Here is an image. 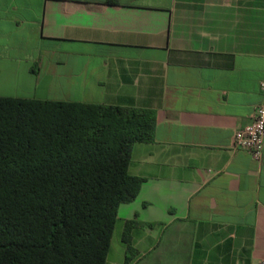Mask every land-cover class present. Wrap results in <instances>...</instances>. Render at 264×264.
Returning a JSON list of instances; mask_svg holds the SVG:
<instances>
[{"label":"crops","instance_id":"1","mask_svg":"<svg viewBox=\"0 0 264 264\" xmlns=\"http://www.w3.org/2000/svg\"><path fill=\"white\" fill-rule=\"evenodd\" d=\"M0 96L155 111L114 264L264 259V151L235 144L264 103V0H0Z\"/></svg>","mask_w":264,"mask_h":264},{"label":"trees","instance_id":"2","mask_svg":"<svg viewBox=\"0 0 264 264\" xmlns=\"http://www.w3.org/2000/svg\"><path fill=\"white\" fill-rule=\"evenodd\" d=\"M155 126L151 109L0 96V264H107Z\"/></svg>","mask_w":264,"mask_h":264},{"label":"built area","instance_id":"3","mask_svg":"<svg viewBox=\"0 0 264 264\" xmlns=\"http://www.w3.org/2000/svg\"><path fill=\"white\" fill-rule=\"evenodd\" d=\"M235 144L238 148L250 150L255 160L260 161L262 159L264 151V103L256 107L253 122L236 131ZM258 264H264V259Z\"/></svg>","mask_w":264,"mask_h":264},{"label":"rangeland","instance_id":"4","mask_svg":"<svg viewBox=\"0 0 264 264\" xmlns=\"http://www.w3.org/2000/svg\"><path fill=\"white\" fill-rule=\"evenodd\" d=\"M133 232H129L128 233V239H125V235H124V230L122 229V224L119 222L116 225L114 234H113V238H112V249L111 252L108 255V264H114L115 262H119L120 260V255H119V251L120 249L127 245L129 246L130 244V239ZM131 244H130V252L128 253V259L130 260V258L133 256V253L131 252Z\"/></svg>","mask_w":264,"mask_h":264}]
</instances>
